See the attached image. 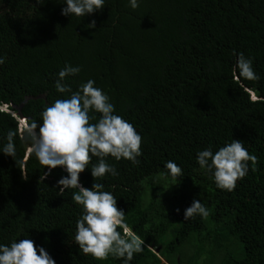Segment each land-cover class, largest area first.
Segmentation results:
<instances>
[{
	"label": "trees",
	"instance_id": "16d2710c",
	"mask_svg": "<svg viewBox=\"0 0 264 264\" xmlns=\"http://www.w3.org/2000/svg\"><path fill=\"white\" fill-rule=\"evenodd\" d=\"M63 7V0H0V109L42 124L43 109L72 94L56 90L59 71L79 66L62 83L75 92L94 80L142 136L139 164L106 157L118 175L94 180L93 156L79 177L84 187L103 183L144 240L130 264H264V0H139L136 9L128 0H105L83 17L62 15ZM92 20L96 27L88 28ZM234 52L252 59L258 80L234 79ZM9 111H0V149L18 127ZM89 115L92 123L100 116ZM233 139L259 162L255 172L249 162L247 176L226 191L196 156ZM14 143V158L0 152V244L32 239L56 264H123L79 251L78 189L61 196L56 182L67 172L56 167L43 180L48 169L34 154L22 179L27 144L19 135ZM167 161L183 175L174 179ZM194 199L210 215L185 221Z\"/></svg>",
	"mask_w": 264,
	"mask_h": 264
},
{
	"label": "clouds",
	"instance_id": "9594fccd",
	"mask_svg": "<svg viewBox=\"0 0 264 264\" xmlns=\"http://www.w3.org/2000/svg\"><path fill=\"white\" fill-rule=\"evenodd\" d=\"M61 14L83 17L92 14L104 7L105 0H63ZM132 9L139 7V0H128ZM88 28H95L96 22L92 20ZM237 55L233 77L237 82L240 78L245 80H258L252 67V59L245 57L241 52ZM4 58L0 57V65ZM80 67L66 64L59 73L55 88L59 93L71 92L70 98L57 99L46 106L41 113L42 124L36 121L28 122L18 114L9 111L5 106L0 111L10 112L18 118L16 131L9 130L7 143L0 149L7 156L16 155L14 138L19 135L27 144L26 155L20 161L22 179H28L26 170L27 159L34 154L39 163L46 167L43 180L51 174L56 167H63L67 176L57 180L56 186L62 196L66 189H78L73 192L72 200L82 206V213L76 221L74 243L79 246L83 255H91L95 260H107L111 255L121 259L123 264H130L134 254L144 250V240L137 235L125 222V212L118 208L116 197L104 191L103 183H93L91 188L84 187L79 180L80 174L88 168L93 156L98 163L91 167L94 180L103 178L106 174L118 175L114 166L106 162V157H113L117 161L127 159L133 164H139L137 157L142 155V136L135 127L122 116L115 114V106L110 97L98 87L95 81L89 79L82 83L79 89L72 92L70 85L62 83L65 77L76 75ZM251 100L255 102L258 97L252 92ZM90 112L99 113V119L92 123ZM197 163L200 168L211 173L216 187L221 190L233 191L237 181L245 178L249 172L251 162L253 172L259 158L250 154L242 141L233 139L230 143L213 152L206 148L197 152ZM164 167L168 173L177 179L181 177L182 169L173 161H167ZM179 213L180 209H176ZM184 220L187 221L199 215L207 218L209 210L200 200L194 199L190 206L184 210ZM118 229H122V232ZM0 264H56V261L45 250L37 247L29 238L14 240L10 245L0 244Z\"/></svg>",
	"mask_w": 264,
	"mask_h": 264
},
{
	"label": "water",
	"instance_id": "95a60500",
	"mask_svg": "<svg viewBox=\"0 0 264 264\" xmlns=\"http://www.w3.org/2000/svg\"><path fill=\"white\" fill-rule=\"evenodd\" d=\"M18 115L21 117V118H26L25 116H22V113L21 111H19ZM160 250V249H159ZM159 250L157 252H159Z\"/></svg>",
	"mask_w": 264,
	"mask_h": 264
},
{
	"label": "rangeland",
	"instance_id": "374dc122",
	"mask_svg": "<svg viewBox=\"0 0 264 264\" xmlns=\"http://www.w3.org/2000/svg\"><path fill=\"white\" fill-rule=\"evenodd\" d=\"M170 239V235H168L165 239L164 242L166 243Z\"/></svg>",
	"mask_w": 264,
	"mask_h": 264
}]
</instances>
